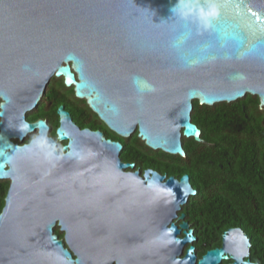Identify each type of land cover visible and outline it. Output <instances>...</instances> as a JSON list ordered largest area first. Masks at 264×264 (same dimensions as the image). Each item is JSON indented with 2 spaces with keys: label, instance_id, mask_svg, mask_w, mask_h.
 <instances>
[{
  "label": "water",
  "instance_id": "1",
  "mask_svg": "<svg viewBox=\"0 0 264 264\" xmlns=\"http://www.w3.org/2000/svg\"><path fill=\"white\" fill-rule=\"evenodd\" d=\"M52 76L117 135L185 156L182 136L201 140L194 99L264 106V0H0V264H261L238 226L198 256L179 214L189 175L133 169L120 140L62 105L60 152L26 118Z\"/></svg>",
  "mask_w": 264,
  "mask_h": 264
},
{
  "label": "trees",
  "instance_id": "2",
  "mask_svg": "<svg viewBox=\"0 0 264 264\" xmlns=\"http://www.w3.org/2000/svg\"><path fill=\"white\" fill-rule=\"evenodd\" d=\"M65 102L79 125L101 129L107 137L120 140V156L134 162L133 169L143 172L150 167L167 175H189L197 192L182 205L179 214L185 213L184 219L197 236L192 244L198 256L220 246L222 233L238 226L250 238V258L264 264V106H260L257 95L246 93L234 101L213 105L194 99L191 120L200 128L201 140L182 136L185 156L152 149L137 130L129 137L117 135L85 99L75 96L73 86L67 87L62 76L51 77L44 96L27 117H50L55 131L56 109ZM8 187L9 181L0 180V211ZM54 232L63 236L58 225Z\"/></svg>",
  "mask_w": 264,
  "mask_h": 264
},
{
  "label": "flooded vegetation",
  "instance_id": "3",
  "mask_svg": "<svg viewBox=\"0 0 264 264\" xmlns=\"http://www.w3.org/2000/svg\"><path fill=\"white\" fill-rule=\"evenodd\" d=\"M38 104H39V103H38ZM60 105H62V106L64 107V109L70 113V115L72 116V119L75 121V119H74V117H73V116H74V115H73V111H72L73 109H71V108L69 107V105H68L66 102H65V103H61V104H59L58 107H59ZM58 107H57V108H58ZM54 117H55V119H57V127H58V125H59V115H58V113H57V109H56V115H54ZM26 118H27L30 122L35 121V120H37V119H44V120H46V122H47V124H48V126H49L48 135L57 141V145H56V147L59 148V150H60V152H61V147L67 142V140H58V139H57L56 129H55V131L53 130V129H54V123H53V120H52L50 117L42 115V116H40V117H36V118H34V119H29V118L27 117V113H26ZM75 123H76L77 125H79L76 121H75ZM103 123H104V122H103ZM104 124H105V123H104ZM105 125H106V124H105ZM79 126H80L81 128H82V127H88V128H91V129H97V128H92V127H89V126H81V125H79ZM57 127H55V128H57ZM106 127L108 128L107 125H106ZM100 130H101V129H100ZM102 131H103V130H102ZM37 132H38V130L35 129V130L31 131V132H27V134L23 137L22 140H19L18 138H11V140L14 141V142H19V141H21V142H19V143L22 144L23 142H28L31 138H33V137L37 134ZM0 180H2V181H9V183H10V180H9L8 178H1ZM188 222H189V221H188ZM189 225H190V223H189ZM190 227H191V225H190ZM191 228H192V227H191ZM229 262H231V259H229V260H224V261H222L221 264H227V263H229Z\"/></svg>",
  "mask_w": 264,
  "mask_h": 264
},
{
  "label": "clouds",
  "instance_id": "4",
  "mask_svg": "<svg viewBox=\"0 0 264 264\" xmlns=\"http://www.w3.org/2000/svg\"><path fill=\"white\" fill-rule=\"evenodd\" d=\"M213 14H214V13H212V12H211V13H208V15H213Z\"/></svg>",
  "mask_w": 264,
  "mask_h": 264
},
{
  "label": "snow or ice",
  "instance_id": "5",
  "mask_svg": "<svg viewBox=\"0 0 264 264\" xmlns=\"http://www.w3.org/2000/svg\"><path fill=\"white\" fill-rule=\"evenodd\" d=\"M209 13H211V11ZM253 15H255V13H253ZM209 16H211V15H209Z\"/></svg>",
  "mask_w": 264,
  "mask_h": 264
}]
</instances>
